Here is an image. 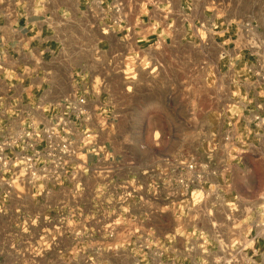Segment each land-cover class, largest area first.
<instances>
[{"label": "crops", "instance_id": "crops-1", "mask_svg": "<svg viewBox=\"0 0 264 264\" xmlns=\"http://www.w3.org/2000/svg\"><path fill=\"white\" fill-rule=\"evenodd\" d=\"M119 2L121 24L114 23L112 0H0V144L9 145L3 154L7 166L0 165V228L12 230L24 215L28 229L22 234L12 230L11 242L48 244L39 252L15 254V259L19 264H264V235L257 230L264 227V193L231 236L219 232L229 222L226 205L223 220L209 231L199 227L198 218L208 217L207 206H190L186 199L185 225H180L172 203L145 190L161 164L176 159L175 153L153 138L141 144L130 138L136 130L144 139L154 131L147 116L162 114L152 101L158 84H165L171 107L176 84L186 92L191 76L177 75V61L147 58L150 70L137 80L127 71L129 58L157 47L191 44L201 39L200 31L205 39L210 30L224 36L225 45L237 38L240 26L228 20L215 32L209 0ZM72 95L86 96L88 121L71 118V138L96 133L114 166L107 163L98 170L97 157L87 151L84 165H71L77 168L75 181L56 184L41 178L28 184L15 168L26 152L23 135L30 132L34 150L41 152L42 131L67 115L64 100ZM242 99L234 106L239 120L251 114ZM137 111L144 116L139 128L128 117ZM248 124L246 140L264 144V128L252 130L255 125ZM121 131H129L130 140ZM44 160L37 157L38 172ZM125 184L136 189L131 204L117 200L128 192ZM4 237L0 231V241Z\"/></svg>", "mask_w": 264, "mask_h": 264}, {"label": "rangeland", "instance_id": "rangeland-1", "mask_svg": "<svg viewBox=\"0 0 264 264\" xmlns=\"http://www.w3.org/2000/svg\"><path fill=\"white\" fill-rule=\"evenodd\" d=\"M209 1L213 4L209 10L213 11L217 23L214 31H219L221 22L232 20L240 26L237 38L233 37V42L221 45L224 36L219 37L210 30L209 37L207 33L205 39V33L200 31L197 36L201 39L191 40V44L175 49L162 46L146 50L140 56L132 55L127 71L137 80L138 76H144L150 70L147 68L148 58L177 61L176 69L180 72L177 75L185 72L191 76V82L187 84L186 92L181 90L182 84H176L177 95L171 107L163 94L165 84L159 83V92L152 101L155 102V110L162 114L147 116L154 131L147 132L148 138L144 139L143 132L136 130L130 133V138L133 144L153 138L175 153L176 159L163 162L156 176L148 180L145 190L156 196L161 194L165 202L172 203L171 211H175L178 224L185 225L186 199L190 206H207L208 217L198 218L199 227L209 231H212V223L223 220L226 205L231 210L227 212L229 222L219 232L231 236L236 233L235 229L241 227L239 220L247 219L248 208L261 204L260 198L264 193V144L258 146L250 139L246 140L248 131L244 128L249 120L250 125H255L252 130L259 126L264 128V107L260 105H264V0ZM239 97L245 98L246 101L242 99L241 102L251 112L242 120H239L234 107ZM128 117L138 128L144 118L138 111ZM121 133L130 140L126 137L129 131ZM81 159L86 161L85 156ZM188 163L195 168L192 179H187L185 166ZM123 186L129 188L131 185ZM135 195L128 193L121 199L118 196L117 200L131 204ZM76 212L73 213L76 215ZM27 220L20 215L21 224L12 230L22 234L28 229ZM58 229L61 230L60 227ZM12 230L9 226L0 228L2 235L6 236L0 241V264H19L15 254L39 252L48 245L24 240L11 242L9 233ZM257 230L264 235V227L258 225ZM35 231L40 234L41 228ZM49 245L54 246L55 243ZM235 261L230 264H240Z\"/></svg>", "mask_w": 264, "mask_h": 264}, {"label": "built area", "instance_id": "built-area-1", "mask_svg": "<svg viewBox=\"0 0 264 264\" xmlns=\"http://www.w3.org/2000/svg\"><path fill=\"white\" fill-rule=\"evenodd\" d=\"M147 1L148 0H129L131 4L135 2L146 3ZM112 2V10L117 16L114 23L121 24L123 20L121 16L122 4L119 0H112ZM86 101L85 95H72L64 100V110L67 115L56 119L53 124H50L42 131L44 146L41 152L34 150L30 132H26L23 135L26 152L20 156L18 159L19 164L15 165V168L19 171L18 175L22 174L21 178H24L28 184L35 183L41 178H47L56 184L61 183L63 180L75 181V170H77V168L72 170L71 165L75 167L76 165H84L85 162L81 159V156H85L87 151L97 157L96 167L98 170L103 167V164L110 163L114 166V164L111 163L113 158L112 155L103 145L98 144L96 133L85 132L78 139L71 138L69 130L71 118L75 122H80L81 124L88 121V119L84 117ZM7 147H9L8 144H0V165L3 168L7 166L3 159L4 149ZM40 156L45 160L43 164H41L38 172L36 169V161L37 157ZM185 169L188 174L187 179H192L195 175L194 165L188 163ZM107 170L111 171L112 169L110 168ZM124 190H128V192L119 194L120 199L123 195L128 193H136L135 188H127V186H125Z\"/></svg>", "mask_w": 264, "mask_h": 264}]
</instances>
